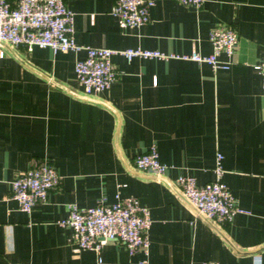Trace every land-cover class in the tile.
<instances>
[{
  "label": "crops",
  "instance_id": "0c3cea01",
  "mask_svg": "<svg viewBox=\"0 0 264 264\" xmlns=\"http://www.w3.org/2000/svg\"><path fill=\"white\" fill-rule=\"evenodd\" d=\"M16 1V0H12ZM79 44L168 53L213 51L209 32L233 25L239 41L228 68L177 57L112 55L119 77L86 94L75 72L79 51L0 42V264H264V97L255 67L264 53V0H205L197 8L157 0L150 20L121 27L116 0H66ZM169 165L164 177L140 170L135 157L151 145ZM222 181L239 204L231 220L199 214L175 179ZM49 159L59 185L28 212L12 196L18 174ZM138 196L151 210L149 252L130 254L108 241L99 255L76 249L58 220L69 203Z\"/></svg>",
  "mask_w": 264,
  "mask_h": 264
},
{
  "label": "built area",
  "instance_id": "2783aa9c",
  "mask_svg": "<svg viewBox=\"0 0 264 264\" xmlns=\"http://www.w3.org/2000/svg\"><path fill=\"white\" fill-rule=\"evenodd\" d=\"M157 0H116L112 13L121 27L142 25L150 20L151 8ZM197 8L205 0H177ZM75 12L66 0H0V42L12 45H25L29 50L35 45L54 50H86L84 56L76 59L77 79L86 94L100 93L108 89L119 77V71L112 62V55L123 53L127 58L134 56L158 58H184L198 62H208L214 69L228 68L232 60L239 34L233 25L219 24L211 28L209 38L213 51L203 54L194 49L191 53H168L160 49L111 47L79 44L75 39ZM226 53L230 58L221 59ZM4 51L0 50V55ZM255 67L262 76L264 97V53ZM223 154L217 153L216 179L199 183L194 175L182 174L175 179L187 200L197 212L206 218L224 222L231 220L239 212H249L241 206L231 188L222 181L224 167ZM135 165L143 171L162 179L169 167L160 160L156 144L135 157ZM61 175L57 167L44 159L39 165L18 174L11 181L12 196L18 199L21 208L32 211L33 207L48 197L49 191L59 185ZM69 213L58 220L62 226L73 231L76 249H92L103 258L101 252L108 241L123 243L130 254L137 251L149 252V228L152 223L151 210L141 203L138 196L119 197L114 202L104 199L96 205L79 206L69 203ZM202 264H223L218 260L207 259Z\"/></svg>",
  "mask_w": 264,
  "mask_h": 264
}]
</instances>
